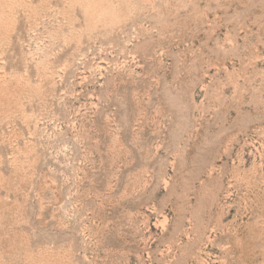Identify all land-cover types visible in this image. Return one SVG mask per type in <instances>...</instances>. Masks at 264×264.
I'll return each mask as SVG.
<instances>
[{"label":"rangeland","instance_id":"1","mask_svg":"<svg viewBox=\"0 0 264 264\" xmlns=\"http://www.w3.org/2000/svg\"><path fill=\"white\" fill-rule=\"evenodd\" d=\"M0 264H264V0H0Z\"/></svg>","mask_w":264,"mask_h":264}]
</instances>
